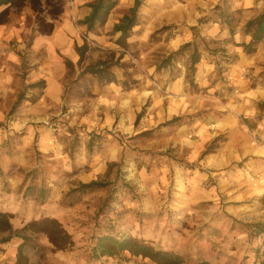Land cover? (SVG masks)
<instances>
[{"label": "crops", "instance_id": "1", "mask_svg": "<svg viewBox=\"0 0 264 264\" xmlns=\"http://www.w3.org/2000/svg\"><path fill=\"white\" fill-rule=\"evenodd\" d=\"M95 1L66 2L61 18L54 23L49 35L33 34V26L26 25L20 17L0 24L1 171L11 173L15 168L30 172L38 169L40 173H50L39 176L45 181L46 178L53 180V173L60 169L71 172L73 169L70 166L73 164L75 171L63 179L86 184L96 180L99 176L97 170L101 174L104 172L105 161L100 164L97 163L99 159H96L103 156L105 151L100 152L91 164L86 159L82 163L78 157H75L74 162L71 161L70 147L74 134H81L78 140L82 141V150L79 151L85 155L86 144L82 134L95 131L106 134L109 139L131 136L136 133V119L145 105L144 120L147 124L155 125L205 109V118L194 122L192 127L177 128L172 137L178 138V144L188 142L192 148L187 160L190 164L198 161L206 146L222 138L213 152L199 161L196 170L202 168L206 174L198 179L207 178L209 174V178L215 181L216 194L243 209L237 214L233 213V218L238 215L248 218V224L264 223V115L260 118L259 110V105H264V41L251 54L244 53L242 48L236 46L250 41V37L244 35L243 27L264 10V0H231L230 10H241L242 19L235 26L234 44L223 46L226 55L233 61L224 72L226 86L208 84L215 66L202 58L195 72L202 95L188 92L184 82L185 70L178 65L173 70L168 67L160 71L159 78L163 81L160 86L165 95L156 94L155 90L141 83L123 87V75L119 69L112 67L109 82L100 83L96 79L92 83V97L67 99V63L73 68L79 64L77 50L85 43L82 33L97 48L116 53L121 33L114 32V26L130 14L136 0H117L105 24L88 32L78 22L89 15L88 5ZM220 1L142 0L137 9L136 24L126 43L131 49L136 47L133 51L138 52L145 63L154 59L159 52L168 54L191 42L194 38L192 28H196L206 41L225 40L229 37L228 30L219 24H199V20ZM163 27H170L171 30L152 36ZM115 55L118 57V53ZM94 60L87 59L84 64L88 65ZM145 67L152 70L155 68ZM128 72L131 73V70ZM245 72L247 79L243 77ZM134 74L131 73V78L138 80L140 77ZM173 74H176L174 78ZM220 91L224 93L223 96L218 95ZM215 92L217 97H211L215 96ZM20 94V102L15 110H11ZM205 100L212 103L206 106L208 102ZM52 118L58 121L55 132L43 125ZM147 124L144 122V125ZM77 127H83V131L79 133ZM73 130L78 132L71 134ZM188 131L192 133L186 135ZM82 164L87 169L82 168ZM23 180L24 177L19 174H11L8 186L12 190L17 187L21 189L15 193L11 190L10 194L0 197V202L8 205L3 207L0 203V212L11 215L9 223L12 231L24 229L28 222L40 217L22 215L17 211L23 203H36L35 195L25 196L27 183H23ZM49 185L53 191L46 202L51 206L60 203L62 197L57 195L59 182ZM64 215L46 213L47 217L57 220L63 219ZM66 215L72 217V212ZM8 233L0 232L3 236L0 238H7ZM36 235L26 232L24 237H11L6 244H0V264H15L18 247L24 243V238H36ZM26 249L24 247V256L28 264H36V245L33 250ZM52 256L54 263H82L74 260L72 254L60 252Z\"/></svg>", "mask_w": 264, "mask_h": 264}, {"label": "rangeland", "instance_id": "2", "mask_svg": "<svg viewBox=\"0 0 264 264\" xmlns=\"http://www.w3.org/2000/svg\"><path fill=\"white\" fill-rule=\"evenodd\" d=\"M68 1L64 0V8ZM230 4L231 1L229 9H231ZM0 10L2 12L5 10V13L0 18V24L20 17V20L26 25L30 24L33 26V34L37 33L36 30L38 28L35 24L34 14L28 4H25L21 9L4 6ZM137 17L136 12V21ZM236 19L238 21L242 19V11ZM45 20L47 23H51L48 17ZM100 27L102 26L97 28ZM169 30H171L170 27H163L152 36ZM195 33L199 35L198 31H193V36ZM82 34V38L87 44V50L84 53L82 63L77 64L76 68L68 67L65 86L67 99L70 97H92L93 95L90 91L92 83L96 79L100 83L108 82L110 68L112 67L119 69L123 75L124 80L121 81L123 87L128 88L141 83L146 84V88L155 90L154 93L165 95L164 89L160 86V82L163 83L159 78L160 71L168 67L173 70L180 65L185 70L184 82L188 92L193 95L201 94L202 89H199L196 82V73L194 76L196 88H192L186 83L187 53L169 66L158 70L157 66L175 51L168 54L159 52L154 59L143 63L138 52H134L136 47L131 49L127 45L126 40L123 41L121 39L118 41V50H116L118 57H116L115 51L111 52L97 48L87 41L85 33ZM200 38L210 50L224 49L223 46L226 44L225 40L206 41L201 36ZM206 55L208 54L205 53ZM222 55L225 58L228 57L227 63L232 64L233 61L229 56ZM222 55L219 56L222 57ZM215 58L208 55V60L210 59L212 62L218 61L217 59L214 60ZM87 59L95 60L85 65L84 62ZM220 59L224 61L223 58ZM96 66L98 69L104 68L106 70L108 79L101 80L94 75L82 74L85 68ZM145 66L155 68L154 70L146 69ZM228 67L224 63L221 71H217L215 67L212 78L207 81L208 84L211 86H226L227 82L225 81L224 72ZM129 70H131V73H136L134 74L135 77L138 75L140 78L133 80L130 76L131 73L128 72ZM173 75L172 78L176 76V74ZM243 77L247 79L246 72L243 73ZM223 94L221 91L218 92L219 96H223ZM214 95L211 97H217L216 92ZM205 101L208 102L206 106L212 103L209 100ZM146 106L139 111L136 119V133L131 136L122 135L119 138L109 139L106 134H100L95 131L82 134L83 141L86 144V154H83L84 156L79 151L82 150V145L80 148V142L82 141L78 139L82 136H80L81 134H74L78 131L81 133L83 127H77V132L76 130L70 131L71 134L75 135L70 147L71 161L74 162L75 157H78L81 158L82 163L86 159L91 164L100 152L105 151L103 156L96 159H99L97 163L101 162L100 164L105 161L104 172L101 174L97 170L99 176H97L96 180H93L104 183L105 186L103 188L86 194L74 193V189L80 183L75 181L68 182L63 179L75 171L76 168L72 164L71 168L69 167L73 169L71 172L68 173L60 169L58 172L53 173V180L46 178L47 181H44L42 177L34 178L35 180L32 177L26 178L27 188L25 191H28L29 195L31 193L36 195V202H38L40 197L36 194L37 190L44 188L46 193L44 197L47 200L53 191V187L49 183H54L55 185V182H59L58 189L60 191H57V195L62 197L60 203L50 206L46 202L44 207H40L37 204L28 205L23 203L17 211L21 214L23 213L22 215H34L36 218L38 216H46V213L65 214L63 219H55L64 227L67 233H70L73 241V245L63 251V254H72L74 255V260L82 262L69 264H153L147 259L131 257L128 253L113 258L94 259L92 253L97 238L108 232L131 236L143 240L154 247L179 254L187 264H196L201 261L209 264H264V233H257L254 227V225H264V223L248 224V218L238 215L233 218V213L237 214L243 209H240L239 205H232L229 201H226L225 197L222 198L216 194L215 181L213 178H209V174L207 178L198 179V177H205L204 175L206 174L202 168L196 170V167L199 166V161L204 160L213 152L219 142H222V138H217L206 146L204 152L210 147V153L205 155L203 152L195 164H190L187 160L190 157L189 154L192 152V148L188 146V142L178 144V138L172 137L177 128L182 126L192 127L194 122L205 118L207 111L203 109L200 112L176 117L182 119L180 122L182 125L179 127H163L164 124L171 122L175 118L159 125L147 124L144 120ZM11 110L13 109L11 108ZM263 115V112L260 111V118ZM144 122L147 125H144ZM191 133L192 131H188L186 135ZM109 135L112 137L111 133ZM188 140L191 141L192 137L188 138ZM88 142L91 144L90 150ZM110 163L115 165L108 169L107 165ZM100 164L97 165V169H99ZM81 167L87 169L85 164H82ZM42 174L50 175V173L44 172ZM10 175V173H7L4 176L3 172L0 174V197L10 194L12 190L8 187L2 192L3 182H9ZM19 175L24 177L22 173H19ZM18 188L12 191L15 193L19 190ZM112 190L113 196L110 195ZM30 197H33V195ZM108 197H111L110 200L104 203ZM2 206L7 207L8 205L3 204ZM71 212L72 217L66 215ZM22 222L24 221L22 220ZM26 232L28 231L24 229L10 230L7 238H21L26 235ZM0 237L3 236L0 235ZM24 239L28 240L26 250H33L36 245V264H59L54 263L55 259L52 256L54 253L45 235L37 234L36 238Z\"/></svg>", "mask_w": 264, "mask_h": 264}, {"label": "trees", "instance_id": "3", "mask_svg": "<svg viewBox=\"0 0 264 264\" xmlns=\"http://www.w3.org/2000/svg\"><path fill=\"white\" fill-rule=\"evenodd\" d=\"M139 1L140 0H136L135 5L132 8L130 14L128 16H125L119 24L114 26V32H120V39H122L123 41L129 37L131 29L136 24V12L139 7ZM230 1L231 0H221L219 4L216 5L208 15H206L199 21L200 25L217 23L222 26V28L227 29L229 37L225 39L226 44H234L233 35L235 31V26L238 23V19H236V17L238 18V14L241 13V10L232 12L229 9ZM116 3L117 0H96L95 2L89 4V15L83 21H79L78 25L84 26L86 28V31L88 32L93 31L99 26H103L107 20L108 15L115 8ZM25 4L29 5L30 10L34 14L35 24L38 28L36 32L41 35H49L53 30V23L58 21L64 12V0H0V8L8 6L12 8L21 9ZM4 13L5 10L0 14V18ZM47 17L49 18L51 23L46 22L45 18ZM191 30L197 31L196 28H192ZM243 33L244 35L250 37V41L247 44H237L236 46L242 48L244 53L251 54L255 51L256 46L264 41V10L260 12L255 18L245 23L243 27ZM86 50V43H84V45L77 50L79 55V64L82 62ZM185 53L188 54L185 80L186 83L192 88H196L194 82L196 65L202 60V58H206L208 60V55L214 58L217 56V58H215L214 60L217 59L218 61L212 62L210 61V59L208 60L210 63H214L217 71H221L223 63L227 65L230 64L227 63L228 57L225 58L222 55H226V51L224 49L210 50L207 44L200 38V36L195 33L194 40L192 42L182 45L178 50L171 53L157 66V69L159 70L161 68L169 66L170 64L181 58ZM205 53H207L208 55L205 56ZM219 55H222V57H220ZM220 58L225 59L224 61H221ZM67 65L69 67L68 63ZM82 74L94 75L101 80L108 79L106 70H104V68L98 69L97 66L85 68ZM109 81L110 79L108 80V82ZM20 100L21 94L19 95L16 103L12 107L13 110L16 108ZM260 111L264 114V105L260 106ZM181 121V118H175L171 122L164 124L163 127H179L182 125L180 124ZM90 142H88L89 150L91 149ZM210 151L211 149L209 147V149H207L204 154L206 155L210 153ZM114 165V163H110L107 165V168L111 169ZM16 173L24 174L23 183L26 182V178L28 177L36 179L42 175V173H40L38 169L26 172L15 168L12 169L10 174ZM0 174H2L1 169ZM3 174L4 176L7 175V173ZM104 186L105 184L101 181H91L86 184L80 183L78 187L74 189V193L86 194L90 191L101 189ZM8 187V183L3 182L2 192H4L5 188L8 189ZM18 189L20 190L21 188L19 187ZM25 194V196H27L29 195V192L26 191ZM36 194L40 197L38 199V202L35 203V205L37 204L40 207H44V205H46V197H44V195L46 194L45 189L40 188L39 191L37 190ZM32 195L34 196V194L32 193L29 196ZM110 195L113 196V190L111 191ZM110 198H106L104 203L108 202ZM10 217V215L0 212L1 232H7L11 230V225L9 223ZM254 227L256 228L257 233H264V225H254ZM24 230L33 234L45 235L53 253L63 252L73 245L72 237L69 233H67L64 227L57 220L47 216H42L36 220H31L24 227ZM8 241L9 238L1 239L0 244H6ZM27 241L28 240L24 239V243L18 247L15 264H28L27 258L24 256V247L27 246ZM124 253H128L131 257L147 259L153 264H187L184 258L179 254L154 247L153 245L143 240H139L131 236L113 234L111 232L104 233L97 238L92 257L98 260L100 258H113L115 256H121ZM196 264L209 263L201 261Z\"/></svg>", "mask_w": 264, "mask_h": 264}, {"label": "built area", "instance_id": "4", "mask_svg": "<svg viewBox=\"0 0 264 264\" xmlns=\"http://www.w3.org/2000/svg\"><path fill=\"white\" fill-rule=\"evenodd\" d=\"M47 129L55 131L58 128V121L56 119H49L43 124Z\"/></svg>", "mask_w": 264, "mask_h": 264}]
</instances>
